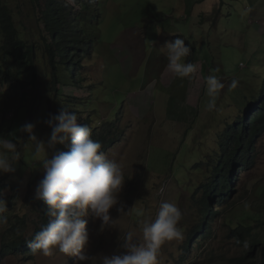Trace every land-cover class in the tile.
<instances>
[{
	"label": "clouds",
	"instance_id": "9594fccd",
	"mask_svg": "<svg viewBox=\"0 0 264 264\" xmlns=\"http://www.w3.org/2000/svg\"><path fill=\"white\" fill-rule=\"evenodd\" d=\"M29 1L50 37H44L49 42L45 52L35 36L27 35L20 28L23 24L13 9L15 23L21 33L18 39L23 42V50L39 73L31 85L25 64L16 62L8 51L7 55L0 51V68L8 71L12 80L8 83L0 75V94L4 91L12 94L14 101L7 103H13L16 110L24 107H18L22 98L29 96L30 99L29 112L15 120L11 133L6 135L12 137L15 134V138L0 136V175L16 171L14 164L22 156L18 134L27 133L32 145V151H29L31 161L23 158L20 166H38L42 173L34 187L27 188L26 198L32 202H36L35 199L43 201L34 205L40 214L45 209V216L35 233L25 235L28 215L21 214L17 205L8 208L5 197L7 183L3 181L6 176H0V225H9L8 239L6 237L0 246V257L25 252L34 256L74 257V264H264V205L238 208L231 202L236 173L253 163L256 140L264 134V109L251 108L246 113L240 110L232 116L226 125L230 128V135L222 141L221 151L217 148L219 139L213 140L218 156L214 170L208 180L193 188L179 180L173 182L171 176L157 177L146 166L145 151L142 171L151 173L149 180L153 187H141V191L147 189L149 192L153 188L156 204L147 206L144 210L146 218L134 227L130 224L131 229H123L118 223L131 209L125 212L123 206L117 208L121 213L119 219L110 214V210L120 204L119 194L127 179L124 163L110 154L116 149L117 140L124 131L119 123V115L124 109L149 124L151 137L161 130L165 135L163 141L180 134L195 136L196 139L209 130L215 114L223 113L221 95H226L227 90L231 94L239 84H245L246 78L222 76L218 62L207 61L210 56H204L203 37L187 36L188 26L182 29L188 44L185 38H177L161 48L167 62L154 55L160 49L146 51L148 36L143 29L137 39L143 40L144 50L132 51V48L139 50V40L134 41L131 47H123L129 55V59L123 56L125 75L132 78V83L136 78L138 85L132 86L123 103L115 106H122L119 113L108 111L99 118L96 110H88L85 103L92 96L94 87V71L89 65L95 57L97 41L96 34L89 30L94 26L98 30L101 1ZM185 1V7H191L193 15L198 7L200 20L204 21V16H208L215 23L219 15H231L238 5H242L248 13L249 26L257 25L258 30L261 29L262 19L255 17L258 10L252 0L246 3L232 0V4L225 0ZM207 3L210 5L204 8ZM42 11L51 15H43ZM213 29L220 33V45L222 31L216 24ZM204 37L211 50L218 47L213 48L208 36ZM245 37V33L240 34V45L246 42ZM230 40L236 41V33L223 31V43L228 44L226 42ZM199 41L201 46H198ZM230 50L236 51V46L228 45L225 53ZM121 54L118 49L115 60ZM143 64L144 69L138 67ZM52 66L56 67L54 72ZM223 68L226 71L225 66ZM137 69L138 73L134 74ZM263 77L264 73H260L261 80ZM38 84L52 98L34 96L33 89ZM80 102L82 109L78 107ZM248 102L264 108V82L260 93L252 92ZM33 116L43 122L46 140L35 135V128L38 129L39 125ZM187 116L189 120L180 122ZM184 128L186 132L182 131ZM253 128L260 131L253 134ZM31 162L34 165L31 166ZM137 180L144 185L145 179L137 176ZM11 189L17 191L19 186ZM225 211L232 213L234 218L227 216L226 223L221 226L219 217ZM95 219L101 222L99 233L108 228L120 230L118 240L122 251L111 255L90 253V225ZM12 224L17 232L11 230ZM222 239L226 245H222ZM170 241L180 242L178 253L174 259L164 261L161 249ZM234 248L238 251L233 257H222V252Z\"/></svg>",
	"mask_w": 264,
	"mask_h": 264
},
{
	"label": "rangeland",
	"instance_id": "374dc122",
	"mask_svg": "<svg viewBox=\"0 0 264 264\" xmlns=\"http://www.w3.org/2000/svg\"><path fill=\"white\" fill-rule=\"evenodd\" d=\"M101 22L98 30L94 27L89 31L94 32L97 41L95 43V52L93 62L89 65L94 71L92 81L94 87L92 96L86 99L87 109L96 110V116L102 117V114H107L108 111L115 114L119 113L122 106L115 108L123 103L126 99V94L131 91L132 86L136 87L138 83L134 78L125 75L123 56L129 59V55L124 51V46L131 47V44L139 40L137 39L142 33L147 32V50L153 51L155 48L160 49L155 56L165 59V53L161 48L166 43L174 41L177 38H185V43L189 40L182 32V29L188 30V37L194 36L200 39L203 37L202 48L205 54L210 58L207 61L218 62L219 73L222 76H243L246 78L245 84L232 90L231 94H222L220 97L223 113L215 114V120L209 127V130L195 139V136H186L185 134L175 135L171 139L163 141L165 136L161 130L154 132L151 137L149 124L141 121L127 108L119 115V123L124 129L122 136L117 140L116 149L110 151L115 160H120L125 165L126 181L119 194L120 204L110 210L113 218L119 219L121 213L117 208L123 206L125 212L131 209L128 215L124 216L118 223L123 229H131L130 224L134 227L141 219L146 218L144 210L147 206L155 205L156 201L153 197V188L149 192L147 189L141 191V187H153L150 179L151 173L142 171L141 162L146 151V166L157 177L171 176L173 182L179 180L181 184H185L190 188L200 185L203 181L208 180L210 173L214 170L215 161L218 158L217 151L214 150V139H219L217 148L221 151V144L224 138H229L230 131L229 121L232 116L243 110L256 109L257 105L249 103V98L252 92L260 93L264 77L261 80L260 73H264V0H252L258 10L256 18H261V29L258 30L257 25L249 26L248 13L244 6L238 5L237 10L232 11L231 15L220 16L217 22H213L208 16H204V21L200 20V13L193 15L191 7H185V0H100ZM227 4H232V0H225ZM11 7L17 12L18 21L22 22L20 28L27 32L29 36H35L41 48L46 52L48 47V38L50 35L45 30V25L40 22V16L37 10L34 9L29 0H9ZM248 0H243V3ZM207 3L206 6H209ZM185 7V8H184ZM230 8V7H228ZM228 14V13H227ZM218 26L221 32V41L219 45L220 33L213 29V25ZM88 30V29H87ZM223 31L225 33H236V41L230 40L223 43ZM139 33V34H138ZM245 33L246 42L240 45V34ZM98 34V35H97ZM138 36L136 37V35ZM201 35V36H200ZM205 35L208 36L213 48L210 49L205 40ZM218 37V41H217ZM161 41V43H159ZM163 43V45H162ZM235 45L236 51L230 50L225 53L228 45ZM139 50L132 48V51L138 53L145 49L143 40H139ZM198 46H201L200 41ZM122 52L121 56H114L118 49ZM193 48V43H191ZM193 50V49H192ZM48 57V54H45ZM150 55V53H149ZM203 56V57H204ZM143 65H138L144 69ZM226 71L224 70V67ZM225 71V73L223 72ZM137 69L134 74H137ZM71 92V90H70ZM34 96L46 95L49 98L52 96L44 93L43 86L38 84L33 89ZM0 99V136L7 137L8 128L13 125L14 110L17 107L8 101H14L12 94L4 91ZM65 103V100H64ZM16 105V104H15ZM74 105V102L71 104ZM9 106H11L9 108ZM80 109L83 104L78 103ZM246 107V108H245ZM263 108V107H262ZM23 111L16 110L18 118ZM35 123H38V129L35 128V135L40 140H46L47 131L43 129V122L33 116ZM16 118V119H17ZM27 119V118H25ZM32 119V118H31ZM190 118L187 116L182 121H187ZM40 127V128H39ZM189 129V126L187 127ZM166 130V127H163ZM17 131V128L15 132ZM186 132L184 128L182 130ZM11 133V132H10ZM19 146L22 153L21 159L25 158L27 162L31 161L32 145L29 143L27 133L19 132ZM163 141V142H162ZM256 150L253 153V163L242 171L236 173L235 176V191L231 196L232 204L236 207H260L264 205V134L256 140ZM149 148V151L147 149ZM28 151L27 155L26 152ZM21 159L15 162L16 171L0 176H6L3 181L7 183L5 197H7L8 208L17 205L18 211L21 214L27 213L28 221L24 234L31 236L35 233L36 228L43 223L45 209L40 214L35 205L43 203L41 200L35 199L32 202L26 198L27 188L35 185V182L40 177L42 171L38 166L22 168L20 166ZM39 161V159H38ZM34 165L31 162V166ZM137 176L145 179L142 186L137 180ZM15 185L19 186L17 191L11 189ZM35 204V205H34ZM16 209V208H15ZM192 212V209L190 210ZM133 216H137L133 219ZM234 218L232 213L225 211L219 217L220 225L224 226L226 217ZM190 218V215H189ZM100 221L95 219L90 225V253L95 255L103 253L111 255L119 249L118 237L121 232L118 228H108L103 233H99ZM9 225H0V246L3 240L7 237ZM180 242L170 241L162 246L161 253L164 261H170L177 255V246ZM222 245H226V241L222 239ZM237 249L227 250L222 252V257L225 259L233 257L237 253ZM74 257L65 258L49 257L44 255L22 254L9 255L7 258L0 257V264H74Z\"/></svg>",
	"mask_w": 264,
	"mask_h": 264
},
{
	"label": "trees",
	"instance_id": "16d2710c",
	"mask_svg": "<svg viewBox=\"0 0 264 264\" xmlns=\"http://www.w3.org/2000/svg\"><path fill=\"white\" fill-rule=\"evenodd\" d=\"M55 12V11H54ZM43 15H51L50 13L42 11ZM14 11L13 8L10 6V3L8 0H0V37H1V43H0V51L5 53L7 55L8 53L13 56V59L16 62H23L25 64V69L27 74L29 75V78L32 80L30 81V84H34L35 78L38 76L39 69L35 67L33 63L30 62V58L26 55L24 49V44L22 41H20L18 38L21 37V33L19 29L16 26L15 19H14ZM56 70V67L52 66V71L54 72ZM0 75L4 77L8 83H11L12 80L9 79L11 76L8 74V71H3V69L0 68ZM0 94V98H1ZM29 96L24 97L20 100L19 106H23L19 111H23V113L17 118L15 116L14 120L19 119L21 116H24V114L27 111L28 102L30 99H28ZM17 118V119H16ZM21 124H19V127ZM250 130V129H248ZM12 131V127L10 126L8 128V132ZM253 134H256L260 131V129L253 128L251 129ZM15 134H12L11 136H7L10 138H15ZM264 207V206H263ZM15 226L12 224L11 230H14ZM248 229V228H247ZM18 229H15L13 232H17Z\"/></svg>",
	"mask_w": 264,
	"mask_h": 264
},
{
	"label": "bare ground",
	"instance_id": "6f19581e",
	"mask_svg": "<svg viewBox=\"0 0 264 264\" xmlns=\"http://www.w3.org/2000/svg\"><path fill=\"white\" fill-rule=\"evenodd\" d=\"M256 109H257L258 111H262L264 108L257 106Z\"/></svg>",
	"mask_w": 264,
	"mask_h": 264
}]
</instances>
